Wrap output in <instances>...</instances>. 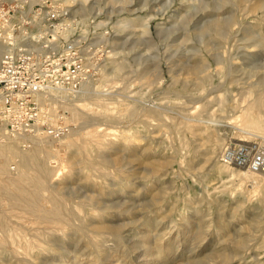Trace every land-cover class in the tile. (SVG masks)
<instances>
[{
    "label": "rangeland",
    "instance_id": "obj_1",
    "mask_svg": "<svg viewBox=\"0 0 264 264\" xmlns=\"http://www.w3.org/2000/svg\"><path fill=\"white\" fill-rule=\"evenodd\" d=\"M95 1L56 0L54 2V6L68 10L76 9L81 3L85 7L92 5L89 14L84 12L82 14L80 10L76 14L69 11V17L67 15L65 21L66 28L73 25L70 29L72 30L74 22L75 29L78 31L80 28L81 36L93 37L90 46L94 47V79H88L93 84L90 90H94V85L102 84L107 87L101 89L111 87L109 90L116 91L118 100L126 99L125 101L140 106L156 103L165 106L168 115L175 118L179 117L181 106L186 103V112L191 115L199 114L206 122L209 120L210 125L218 129L221 140L215 141L214 129L204 123L195 124L193 128L195 131L192 134L187 129L176 132L168 127H158L157 118H148V122L145 123V117L140 116L137 109H131L124 116L123 121L113 118L101 120L103 126L109 127L108 138L118 144L105 153V158L120 160L121 169L124 168L126 171L118 177V180L110 181L104 172L98 173L85 168L81 174L70 176L65 191L73 194L74 199H77L78 195L83 197L95 193L99 195L100 201H95L94 206L110 201L114 204V209L112 207L110 213L101 217L96 215L99 212L97 207L92 209L91 205L78 210L77 219L74 221L81 226V229L69 228L68 231L76 238L67 235L66 239L69 236L67 242H71V245L77 244L78 252L81 250L80 255L78 252L71 253L64 259L52 255L43 257L39 252L34 251V257L35 254L39 255H36L34 263L58 264L59 261V264H264V186L254 187L258 191L256 194L251 193L253 179L261 177L251 174L242 175L237 168L223 164L219 159L221 150L226 144L232 143V140L258 141L264 145V114L253 117L254 127L244 126L241 122V107L244 105L240 102L244 90L243 82L253 80V78L248 79L249 67L264 66V45L256 48L246 47L249 43L248 37H264L262 11H251L249 7L253 0H243V2L242 0H129L131 4L128 3L127 6L121 1L116 2L112 6L116 9L115 12L112 10V4L107 3L108 0H98L99 2L94 4ZM39 3H41L39 0H30L23 9L16 10L15 18L32 14L31 5L35 4L33 9H36ZM7 4L10 2L7 1ZM121 7H127L130 13L126 14V9L118 13ZM95 15L97 16L94 18ZM212 20L221 21L226 25L225 29L228 33L225 36H229L227 43L204 30L206 24ZM38 23L40 28L41 21ZM32 27L34 30L38 28L34 24ZM112 36L120 38L117 42L126 39L129 43L137 39L140 44H135L131 50L129 45L126 46V51L107 49L105 53V46L96 42H104L102 39ZM83 41L86 45L89 44L88 41ZM245 51L252 54L249 58L250 66L244 68L239 58L232 60L233 67L237 70L232 72L231 77L236 80L232 82L230 77L223 73L218 74L220 67L224 71L226 64L215 61L214 63L213 60L219 57L223 59L228 55L241 56ZM130 56L149 57L150 78L155 79L160 75L161 79L155 84L146 82L137 74L138 72L135 73L143 64H134ZM119 62L126 63L127 67L121 68ZM185 62L189 65L207 66L211 77L207 79L203 90L194 84L193 76L182 68ZM181 81L187 82L188 91L181 92L179 96L168 97L160 93L162 88ZM81 86L82 83L79 88ZM219 97L228 99L220 105L215 101ZM204 101H210L211 105L206 111L201 112ZM110 106L109 112L114 113L113 116L123 110L119 104L114 103ZM115 106L118 109H115ZM52 107L58 115L69 119L65 120L68 121L67 124L75 123L71 121L69 111L60 107V103L55 101ZM44 112L46 113L47 110ZM122 131L128 137L123 139L118 137ZM193 134L196 136H191ZM183 141L189 142L188 149L181 147ZM196 144L199 145L196 148L199 153L194 152L193 148ZM124 145L129 146L130 149L124 150ZM145 148L151 149L149 153L154 157L146 156L143 151ZM167 157H174L176 160L171 168L161 170L160 177L149 174L152 159L164 160ZM137 158L141 159L137 160ZM13 167L14 165L11 164L10 168ZM131 168H135L134 171H129ZM131 173L132 176L129 175ZM261 176H264V173ZM127 180H131L130 183ZM116 181L119 183L117 184ZM119 185H123L122 188ZM111 188L115 189L112 190L113 193L106 195L105 192L110 191ZM123 188L125 190L122 191ZM116 190L119 192L117 193ZM2 202L7 204L5 201ZM1 221L16 223L15 219L5 222L0 219V223ZM91 221L96 226L92 241L86 235L91 234L88 230L89 226H86L90 225L92 228ZM197 230H201V233L199 234L200 231ZM117 231L122 234L120 244L113 236ZM78 235L82 238L80 239ZM48 238L50 237L45 234V239ZM101 239H107L105 245L110 247L105 253L98 252L95 246V243ZM7 247L9 246H3V249ZM106 254L108 259L105 257ZM0 257L2 260L0 264H21L8 250L0 249Z\"/></svg>",
    "mask_w": 264,
    "mask_h": 264
},
{
    "label": "bare ground",
    "instance_id": "obj_2",
    "mask_svg": "<svg viewBox=\"0 0 264 264\" xmlns=\"http://www.w3.org/2000/svg\"><path fill=\"white\" fill-rule=\"evenodd\" d=\"M51 1L54 3L56 0H51ZM120 1L123 4H125L126 6L128 3L131 2L129 0H108L107 3L108 4L111 3L112 5L111 4L110 5L112 7V6H114V4L116 2H120ZM39 2H41L39 4H42L44 2V0H39ZM97 2H99V1L96 0L94 2V4ZM242 2H243V0H242ZM247 3H249V2L247 1ZM250 3H251V5L249 8H251V11L261 10L263 13L262 15H264V0H253ZM91 7H92V5H90L89 7H85L81 3L74 10H72V9H69V10L64 9V10L67 12V15H68L69 11L76 14L79 10L82 11V14H83V12L84 13H88V12L90 13ZM125 9H126V14L130 13V11H129L130 9H128L127 7H124V8L121 7L118 10V13H121ZM112 10H114L113 12L116 11V9L113 7H112ZM96 16L97 15H95L94 18ZM32 17H34V18H32V19H34V22H35L34 26L39 28V25H38L39 23L35 19V16H32ZM68 17H69V15H68ZM123 21H125V20L123 19ZM38 28H36V29H38ZM225 28H226V25L223 22L218 21V20H214V21L212 20L211 22L206 24V26L204 27V30L209 32L210 34L214 35L217 38L219 37L220 39L223 40L224 43H227L229 36H225V34L228 33ZM202 29H203V27H202ZM201 37H202V35H201ZM119 39H120L119 37L112 36L109 38L102 39V41H104V42H96V43H102L103 46H105V49H104L105 53H107L106 52L107 49H110L112 51L115 49H119L120 51L121 50L126 51L125 48H126V46H129V45H130L129 48L131 50V48L134 47L135 44L136 45L140 44V42L137 39L135 41L129 42V43L126 42L127 41L126 39L117 42ZM238 40H239V38H238ZM247 41H249V43L246 47H255L256 48V47H260V46L264 45V37L254 38L253 36H250V37H248ZM51 47H52L51 49H49V48L48 49L49 50H55L53 48H58L59 43L58 42L52 43ZM6 49H8L6 41H2V39L0 38V58H1V55L3 54V52L6 51ZM243 49H245V48H243ZM38 52L43 53V52H47V51L40 49ZM200 53H197V54H200ZM115 54H117V53H115ZM250 56H252V54L245 51L241 54V56L228 55V56L223 57V59L219 57V59H215V60H213V62L215 61L216 63L220 62V63L226 64V66L224 67V71H222L223 69L220 67L221 70L218 71V74L223 73L225 76L230 77V81L233 82L236 79L235 78L233 79L231 77V74H232V72H235L237 69H236V67H233L232 60L234 58L241 59L242 65L245 68L249 65ZM34 58L38 59V56L36 55ZM131 58H132V61L134 62V64H141V65L143 64L140 67V69L135 71V73L138 72L137 74L140 75L141 78L145 79L146 82H148L149 84H155V83H157L158 80L161 79L160 75H159V77H156L155 79L150 78V66H149L150 65L149 64L150 59H149V57L144 58V57L139 56L137 58V56H133ZM199 58H201V57H199ZM202 58L204 59L203 56H202ZM198 61H199V59H198ZM124 62L123 63L119 62L121 64L120 65L121 68L127 67V64ZM262 67L263 68L256 67V66L249 67L248 79L253 78V80H251L249 82H247V81L243 82L244 84H243L242 89H244V90L241 93L242 96L240 98V100H241L240 102H241V104L243 103V105H244L241 107V122L244 126L254 127L255 121H254L253 117L255 115L264 114V66H262ZM182 68H185L187 70V73L193 76V79L195 81L194 84H196V86L199 87V89L203 90L206 87V81L211 76H210V73H208L207 66L205 64H202L199 66V65H189L187 62H185L184 64H182ZM99 70H100V68H99ZM96 85H97V83H96ZM92 86H93L92 82L90 80H87V81L82 82V86L77 91H67V90L62 89V88H52V89L47 90L46 92L41 93L38 96V101L40 102V105L42 107L43 115L45 116V118L49 122L50 121L59 122L60 119L63 120L64 122H65V120H69V119L63 118V116H60L56 113L55 108L52 107L53 102L57 101L58 103H60V107H62L63 109H67L69 111L70 118H72L71 121H73L75 123L73 125H71L68 132L62 137L53 138L49 135H46V133L42 132V128H38L34 134H22V135H13L12 136V135L7 134L4 131V129L0 127V202H2V201L7 202V204L6 203L3 204V202L0 204V219L3 220L4 222L9 221L11 219L16 220V223H14V224L9 223V222L2 223V221H1V223H0V232H1L0 243L2 244V247H0V249L1 250H8L9 253L10 252L13 253L14 256H16V258L18 259L19 263H21V264H37L38 262L34 263V259L36 258V255H38V254H35V257H34L33 256L34 251L39 252L41 254V256H43V257H45L46 255H48V256L52 255V256H55L57 258L63 257L64 259L66 257L70 256L71 253L77 254V252H78L77 244L75 245L74 243H72V245H71L70 244L71 242L70 243L67 242V240L69 239L68 238L69 236L70 237L75 236L73 233L68 231L69 228L73 229V227H76V229H78V228L81 229V226L76 224L74 221V219H77V217H76L77 211L86 205H91L92 209H96V207H97V209L99 210V212L96 214L98 217H101L104 214L111 212L114 204L110 201H108V203H107V201L106 202L101 201L102 203L100 205L94 206V202L99 200V195H97L95 193H93L92 195L83 196V197L82 196L80 197L78 195L76 197L77 199H74L75 197L73 196V194H71L68 191H65V186L67 184L66 182L70 178V176L73 174H76V175L81 174L85 168H88L91 171H95L98 173L104 172V175L106 177H108L110 181L118 180V177H120L121 174L124 171H126L124 168L121 169L122 164H121L120 160H115V159L109 160V159L105 158V153L107 151L113 149L115 147V144H116V146L118 144H117V142H115L111 138H108L109 132H107V131L109 130V127L103 126L104 123L101 122V120H112L111 118H113V119H116L118 121H121V120L123 121L124 116L127 113H129L131 109H137L138 114L142 117H145V123L148 122V118H157V120H159V123L157 124L158 127H161V126L168 127L170 130H173V129L176 130V132H178L179 130L183 131L184 129H187L190 131L189 133L192 134L193 131H195V129H193L195 124H201V123L203 124L204 123V124L210 125V121L208 120L206 122V120H203L199 116V114L191 115L190 113H187L186 112V103H184L181 106L182 111H181V114L179 115V117H177L179 119H177L175 117L168 115L165 106H160L156 103L153 105H143L142 104L143 106H140L138 104L136 105L134 103L131 104L130 101L129 102L125 101L126 99L118 100V95H117L118 93L114 90H109V89H111L110 86H109L110 88L101 89V87H107V86H103L102 84H99L97 86L94 85V90H92V89L90 90V88ZM187 86H188V84L186 81H181L180 83L174 82L169 87L162 88L160 93L163 94L164 97H166V96L168 97L169 95H172V96L178 95L179 96L181 94V92L188 91ZM209 91H211V90H209ZM227 99L224 100V99H220V97H219V99H216L215 101H217L220 105H222L223 102L225 103V101H227ZM159 102L161 103L162 101H159ZM114 103L116 105L119 104V106L123 107V110H124V111L123 110H120V111L117 110L118 112L116 111L117 115H115V116H113L114 113L109 112L110 107H111L110 105L114 104ZM167 103H169V101H167ZM162 104L164 105V103H161V105ZM210 105H211L210 101H204L201 105V108H202L201 112L206 111L207 107ZM116 108L118 109L117 106H115V109ZM45 110H47L46 113L44 112ZM168 112H170L169 109H168ZM255 120H256V118H255ZM214 123L216 124V122H214ZM210 126L214 129L213 139L215 141H217L219 139L221 140V138L219 137V134H218V129L215 128L214 125L213 126L210 125ZM89 127H92V128L89 129ZM244 132L247 134L250 133L247 131H244ZM191 136L195 137L196 134H193ZM118 137H121L123 139V138L128 137V136L125 134L124 131H122L118 134ZM232 141H233L232 143L226 144L225 147L228 145L229 146H237V145H241V144H246V142H248V141H245L243 139H237V140H232ZM188 146H189V142H187V141L181 142L182 148H187ZM198 146H199L198 144H196V146H194V148H193V149H195L194 152L199 153L196 150V148H198ZM123 149L129 150L130 147L127 145H124ZM223 149L221 150L219 157L221 156ZM114 150H116V149H114ZM150 150H149V148H145L143 150L145 152L146 156H148V155L153 156L149 153ZM139 159H141V158H137V160H139ZM175 162H176V160L174 159V157H167L164 160L152 159L151 163L149 165L150 167H149L148 172L151 175H154V176L157 175L158 177H160L159 172L161 170L171 168V166ZM11 164L14 165L13 168H10ZM104 166L107 168H105ZM236 168L239 171H241L242 175H247V174H249V175L250 174L251 175H260V177H261L260 179H257V178L253 179L254 184L251 188L252 194H256L257 193L256 191H258V190H255L254 187L259 188L261 186H264V176H261V175H263L264 171L253 172V171H250L246 168H240V167H236ZM134 169L131 168L129 171H134ZM133 173H135V172H133ZM133 173H131L129 175L132 176ZM146 175L147 174L145 173V176ZM71 179H72V177H71ZM85 180H87V179H85ZM130 181H128V182L130 183ZM116 182H117V184L119 183L118 181H116ZM152 183H154V182L152 181ZM112 184L114 185V183H112ZM147 184H148V181H147ZM107 186H106V188H107ZM122 186H120V187L122 188ZM113 189L114 188H111L110 191L107 190V192H105L106 191L105 190L104 192L106 195H111V193H113L112 192ZM123 190H125V189L123 188L122 191ZM141 190L142 189L140 187V191ZM144 190H146V189H144ZM116 191H117V193L119 192L118 190H116ZM153 192H155V191H153ZM156 193H160V192H156ZM110 197H113V196H110ZM197 203H199V202L197 201ZM122 207H123V205H122ZM88 208H90V207H88ZM113 209H114V207H113ZM87 211L89 214V210H87ZM93 220H94V218H93ZM93 223L94 222L91 221L90 224H93ZM196 225H197V223H196ZM86 226H89L88 230L91 232V234H86V235L92 241V239L94 237V227H96V226H94V224H93V227H92L93 229L90 227V225H86ZM201 226H203V225L201 224ZM202 228H204V227H202ZM197 229H199V227ZM118 231H117V233L113 234V236L116 238L115 240L119 243L120 242L119 240L122 239V236H121L122 234H121V232H118ZM197 231H200L199 234L201 233V230H197ZM45 234L47 237H50V238L45 239ZM67 235H69V236L66 239ZM79 235H78V237L80 238ZM78 237H77V239H78ZM157 237L158 236H156V238ZM75 238H76V236H75ZM158 238H160V236ZM90 240H88V241L90 242ZM106 240L101 239V240L97 241L96 243L94 242L98 252L105 253L106 249L109 247V246L107 247L105 245ZM225 240H227V239H225ZM72 242H74V241H72ZM92 243H90V244H92ZM1 244H0V246H1ZM6 245L9 247H7L6 249H3V246H6ZM226 245H228V244H226ZM227 247H226V249H227ZM119 248H121V247H119ZM109 249H110V247H109ZM223 249H225V248H223ZM226 249H225V251H226ZM80 251L81 250H79V252H78L79 255L81 253ZM85 251H82V252L84 253ZM225 251H223L224 254L226 253ZM219 252H221V251H219ZM4 253H5V251H4ZM107 256L108 255L106 254L105 257H107ZM158 256H159V254L157 255V257ZM107 259H108V257H107ZM0 260H1V257H0ZM37 260H39V259H37ZM41 260H42V258H41ZM224 261L225 260L223 259V262ZM63 263H65V262H63ZM58 264H59V261H58Z\"/></svg>",
    "mask_w": 264,
    "mask_h": 264
},
{
    "label": "built area",
    "instance_id": "obj_3",
    "mask_svg": "<svg viewBox=\"0 0 264 264\" xmlns=\"http://www.w3.org/2000/svg\"><path fill=\"white\" fill-rule=\"evenodd\" d=\"M12 1L0 3V38L8 46L0 58V127L12 136L34 134L42 128L46 135L62 137L71 125L61 119L47 121L38 96L52 88L76 91L82 82L94 79L93 37L81 36L74 22L72 30L73 25L66 28L67 12L51 0H44L36 9L32 4V14L18 18L16 10L27 6L29 0ZM32 16L41 21L37 30L32 27ZM55 42L59 47L49 50ZM40 49L47 52L40 53ZM219 159L235 168L264 171V145L258 141L228 145Z\"/></svg>",
    "mask_w": 264,
    "mask_h": 264
}]
</instances>
